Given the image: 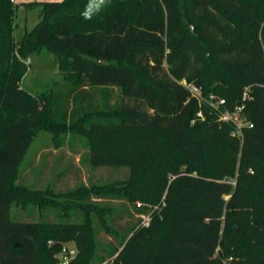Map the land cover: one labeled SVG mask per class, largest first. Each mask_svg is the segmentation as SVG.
<instances>
[{"label":"trees","instance_id":"obj_1","mask_svg":"<svg viewBox=\"0 0 264 264\" xmlns=\"http://www.w3.org/2000/svg\"><path fill=\"white\" fill-rule=\"evenodd\" d=\"M19 5L42 19L16 38ZM42 47L76 75L34 96L22 82ZM184 80L230 109L247 90L252 126L233 134ZM43 131L56 147L85 138L94 167L130 177L60 192L20 182ZM122 200L140 216L124 229ZM100 226L116 241L105 254ZM69 241L70 264H264V0H0V264H57Z\"/></svg>","mask_w":264,"mask_h":264},{"label":"rangeland","instance_id":"obj_2","mask_svg":"<svg viewBox=\"0 0 264 264\" xmlns=\"http://www.w3.org/2000/svg\"><path fill=\"white\" fill-rule=\"evenodd\" d=\"M41 19L40 7L27 8L26 6L19 5L16 17L19 27L16 30V38L32 30ZM26 62L29 69L22 82V86L34 96L49 93L56 83L67 82L73 78V75H76V72L61 66V57L46 47H42L31 54ZM85 140V138L80 137L70 138L66 140L63 146L56 147L51 140V134L48 131L41 132L34 139L21 165V177L19 181L40 188L53 184L56 191L60 192L74 189L82 184H105L112 181H123L130 177L131 168L128 166L116 167L111 165L94 167L90 162L91 151L86 145ZM185 167L183 166L182 169H185ZM60 199L64 198L61 197ZM112 203L120 210L112 216V222L115 226L124 229L140 217L138 214H134V212V216L132 217L129 216L128 211L124 212L123 208L125 207H129L131 211H135V207L126 201H114ZM21 205V203H18L17 206H14L13 213L24 219H30L28 210H23ZM147 205L150 206L149 203L142 200L136 203L137 207ZM34 214L32 218L38 219V210ZM96 214L98 215V213ZM143 218L146 221V217L143 216ZM98 238L101 241L99 246L101 254L106 253L104 246H109L112 242L116 243L113 235L106 232L101 226L99 227ZM77 253L76 242L69 241L62 245L61 250L55 254L54 258L58 264L61 258L67 254L71 259L70 262H72Z\"/></svg>","mask_w":264,"mask_h":264},{"label":"built area","instance_id":"obj_3","mask_svg":"<svg viewBox=\"0 0 264 264\" xmlns=\"http://www.w3.org/2000/svg\"><path fill=\"white\" fill-rule=\"evenodd\" d=\"M14 1V0H12ZM186 88H188L194 96L201 98L209 104L219 115V120L227 123H232L235 125L236 129L233 134L243 135L242 129L246 125H251L247 121L246 115L244 113L246 107V101L249 98L247 90L243 94L242 102L237 104L233 109L227 107V102L225 98L218 97L215 94H211L209 98L205 99L202 97L201 90L194 84L188 83L187 81L181 82ZM199 116H202V113H198ZM146 221H143V224L148 225L150 221V216H145ZM71 259L65 254L58 264H70Z\"/></svg>","mask_w":264,"mask_h":264},{"label":"crops","instance_id":"obj_4","mask_svg":"<svg viewBox=\"0 0 264 264\" xmlns=\"http://www.w3.org/2000/svg\"><path fill=\"white\" fill-rule=\"evenodd\" d=\"M30 2V1H54V0H14V3H22V2Z\"/></svg>","mask_w":264,"mask_h":264},{"label":"clouds","instance_id":"obj_5","mask_svg":"<svg viewBox=\"0 0 264 264\" xmlns=\"http://www.w3.org/2000/svg\"><path fill=\"white\" fill-rule=\"evenodd\" d=\"M100 3H103V0H100ZM97 8H99V4H97Z\"/></svg>","mask_w":264,"mask_h":264}]
</instances>
